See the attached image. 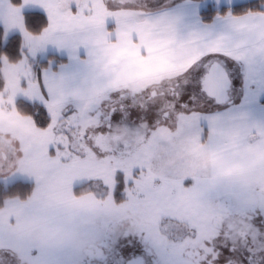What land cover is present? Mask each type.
Returning <instances> with one entry per match:
<instances>
[{"label": "snow or ice", "instance_id": "obj_1", "mask_svg": "<svg viewBox=\"0 0 264 264\" xmlns=\"http://www.w3.org/2000/svg\"><path fill=\"white\" fill-rule=\"evenodd\" d=\"M0 264H264V0H0Z\"/></svg>", "mask_w": 264, "mask_h": 264}]
</instances>
